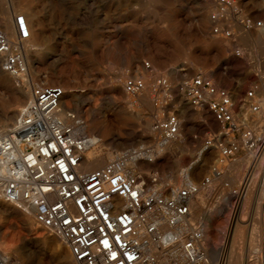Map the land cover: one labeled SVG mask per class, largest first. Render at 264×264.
I'll return each instance as SVG.
<instances>
[{
  "label": "built area",
  "instance_id": "built-area-1",
  "mask_svg": "<svg viewBox=\"0 0 264 264\" xmlns=\"http://www.w3.org/2000/svg\"><path fill=\"white\" fill-rule=\"evenodd\" d=\"M214 1V36L264 29V19L247 13L240 0ZM15 30L13 39L0 28V67L23 84L29 76L24 42L32 32L24 13L15 15ZM144 67L153 70L149 61ZM260 76L239 98L203 73L177 80L165 74L120 77L133 104L149 92L154 110L152 141L122 149L86 130V120L64 106L65 88L34 82L16 118L0 128V199L32 213L76 264H216L194 204L202 192L238 202L247 178L232 185L237 164L244 160L248 175L258 164L264 167V69ZM185 107L207 110L218 122L201 139V149L216 151V157L200 181L173 185L148 164L156 162L158 146L182 134ZM100 146L107 151L105 163L88 168L94 161L88 152ZM262 183L256 264H264V172ZM0 264L23 263L0 244Z\"/></svg>",
  "mask_w": 264,
  "mask_h": 264
},
{
  "label": "rangeland",
  "instance_id": "rangeland-1",
  "mask_svg": "<svg viewBox=\"0 0 264 264\" xmlns=\"http://www.w3.org/2000/svg\"><path fill=\"white\" fill-rule=\"evenodd\" d=\"M240 4L250 15L264 19V0H240ZM215 7L214 0H0V16L5 10L14 12L13 28L8 29L13 39L16 14L38 16L31 46L24 49L30 78L22 84L0 67V122L24 84L44 80L51 86L74 90L63 97V104L82 116L87 131L105 143L122 149L152 141L149 131L154 110L149 92L139 97L137 104L126 105L128 96L119 82L127 74H140L137 68L147 80L156 74L177 80L186 74L190 77L203 73L239 98L261 81L264 29L234 38L214 36L209 16ZM205 21L209 24L210 42L223 46L208 44L201 32ZM146 61L151 63L152 71L144 67ZM110 88L114 89V99L109 97ZM143 97L148 98L145 104L140 101ZM183 116L186 145L182 149L158 146L156 162L148 164L162 178L171 171L176 173L177 165L182 170L190 167L201 149V139L208 131L219 128L207 110L185 107ZM207 152L206 165L194 174V181L201 180L216 157V151ZM257 171L250 175L246 195L238 202L233 198L218 200L202 192L201 204L198 201L194 207L198 217L205 220L208 216L211 220H205L206 234L209 253L216 264H226L233 240L240 253L238 264H256L253 255L260 246V166ZM246 178L243 160L230 179L234 187H239ZM24 212L0 199V243H6L3 248L23 264H66V260L75 264L67 246L56 234L37 224L33 214L30 228L26 226ZM37 232L44 235L45 242H38Z\"/></svg>",
  "mask_w": 264,
  "mask_h": 264
},
{
  "label": "bare ground",
  "instance_id": "bare-ground-1",
  "mask_svg": "<svg viewBox=\"0 0 264 264\" xmlns=\"http://www.w3.org/2000/svg\"><path fill=\"white\" fill-rule=\"evenodd\" d=\"M25 15L27 16L30 24H31V27H32V30H33V25L36 23V20L38 18L37 14L35 13H25ZM13 17H14V12L11 11V10H5L1 13V16H0V28L3 29L8 35H9V31L8 29H12L13 28ZM201 32L202 34L206 37V41L208 42V44L210 45H217V46H223L221 44H218L217 42H210V39H208V35H209V24L205 21L201 27ZM32 32H31V37L26 40L24 42V49L25 50H28L29 47L31 46L30 44V40L32 38ZM10 36V35H9ZM11 37V36H10ZM244 40V39H243ZM229 43V42H228ZM236 43V42H235ZM231 45V44H230ZM226 47V46H225ZM233 48V47H232ZM26 53L28 51H25ZM190 57V56H189ZM230 61V59H229ZM0 64H1V59H0ZM138 73H140L141 75H145V73L141 72L138 68L137 70ZM185 71V70H184ZM10 76V75H9ZM35 77H38L37 75H35ZM41 77V76H40ZM185 77H188V75H183L182 78H185ZM30 78V69H29V76L27 78V80ZM26 80V81H27ZM24 81V82H26ZM58 81V80H57ZM33 82L35 81H32V83L28 82L26 84H24V88L21 89V90H18L17 91V98L14 99L15 102H13L14 104L11 106L12 108H9L8 111H6V113L3 115V121L0 122V128H6L7 126H9L10 122L14 119V117L16 116L17 112L22 108V105L26 103V101L28 100L29 96H30V92H31V88H32V85H33ZM59 82H57L58 84ZM260 83V82H259ZM74 90H70V89H65V97L68 95V93L72 92ZM109 91V97L110 99H114L115 98V95H114V89L110 88ZM1 98V97H0ZM140 101L145 104L148 102V98L146 97H143L142 99H140ZM131 100L130 98L128 97L127 100H125V104L127 105L128 103H130ZM1 104V103H0ZM124 104V105H125ZM4 106V105H3ZM65 107H68L67 104L64 105ZM20 108V109H19ZM6 110V109H5ZM185 116V115H184ZM185 120V118H184ZM187 120V119H186ZM188 127V126H187ZM87 126H86V130H87ZM188 129V128H187ZM151 132V127H150V131ZM185 133L182 132V134L174 141H171L169 142L168 144H166V146H164V149H167V148H170V149H182L185 145H186V135H184ZM105 153H107V151L104 152V148L103 146H100V147H95L93 148L92 150H90L87 154L88 158H93L94 161L89 164L87 167L88 168H94V167H99V166H102L104 163H105ZM155 157L157 159V156L155 154ZM208 160V152L207 151H204L202 149H199L197 151V153L195 154L194 156V160H193V163L190 167L188 168H184L183 170L180 168V165H177V171H175L176 173H173L171 171L170 175H165L164 174V178H168V180L170 181V183H172L173 185L176 184V183H180L181 181L185 182V181H194L193 179V176L195 173H198V172H201L202 168L206 165V162ZM261 168V171H260V178H261V181H260V186L263 184L262 183V179H263V172H264V167L262 165H259L256 166ZM149 167V166H148ZM254 172H258V171H254ZM253 171H251L248 175L247 173V180H246V191H247V188H248V179L250 177V175L252 173H254ZM179 185V184H178ZM262 195V193H261ZM202 197L203 195H199L198 196V199L196 200L195 204H194V207L198 204V201L200 202L201 204V201H202ZM245 197V196H244ZM261 201V200H260ZM198 206V205H197ZM24 221H25V224L26 226H28V228H30V220L32 219V213L30 212H24ZM260 217L258 218V224H259V238H260V235H261V224H260ZM205 220L207 222H210V218H208V216L205 218ZM205 221V222H206ZM33 224V223H32ZM34 225V224H33ZM34 228V227H33ZM0 230H1V227H0ZM252 233V232H251ZM250 234V233H249ZM37 237L39 240L38 242L39 243H43L45 242V237L44 235L40 234L37 232ZM2 236V235H1ZM17 236V235H16ZM47 236V235H46ZM236 236V235H235ZM22 239V238H21ZM17 240V239H16ZM2 241V240H0ZM10 241V240H9ZM24 241V240H23ZM17 242V241H16ZM25 242V241H24ZM11 243V242H10ZM36 243V242H35ZM3 247V244L5 245L6 243H3L1 242L0 243ZM235 240L232 241L231 243V247L230 250H229V253H228V259L226 261V264H238V261H239V258H240V253L237 252L236 250V245H235ZM7 251V250H6ZM8 252V251H7ZM248 261V259H247ZM66 264H73L72 262H69L66 260ZM76 264V263H75ZM222 264V263H221ZM248 264V263H247Z\"/></svg>",
  "mask_w": 264,
  "mask_h": 264
}]
</instances>
